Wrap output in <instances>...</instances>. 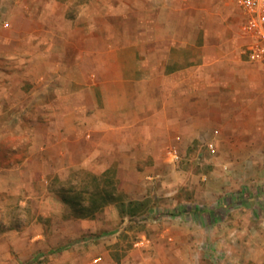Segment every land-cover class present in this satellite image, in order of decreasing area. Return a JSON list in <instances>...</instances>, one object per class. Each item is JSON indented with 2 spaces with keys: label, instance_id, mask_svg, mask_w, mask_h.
Wrapping results in <instances>:
<instances>
[{
  "label": "crops",
  "instance_id": "crops-1",
  "mask_svg": "<svg viewBox=\"0 0 264 264\" xmlns=\"http://www.w3.org/2000/svg\"><path fill=\"white\" fill-rule=\"evenodd\" d=\"M4 1L10 27L0 30V54L21 38L23 43L39 45L34 52L38 59H52L53 54L67 61H98L97 87L90 86L83 64L80 78L75 63H68L62 74L56 69V75L40 72L35 79L36 92H62L55 100L65 114L48 117L45 131L34 130L35 143L29 149L33 158L40 150H51L53 156L65 157L67 167H78L83 177L77 185L68 182L65 187L95 189L110 177L126 205L125 213L121 206L112 211V205L119 206L115 202L94 218H68L77 225L63 234L87 237L65 248L70 264L84 253L82 264L115 263L107 258L110 250L105 246L87 251L93 247L88 237L139 213L131 210L143 202L122 192L121 178L134 170L156 173L165 157L173 161L171 150L179 155L195 153L198 141L208 137L215 152L232 160L224 180L218 172L212 175L220 182L215 187L238 181L249 189L262 178L263 170L249 159L264 145L258 138L264 132V87H256L264 77V65L248 55L250 38L235 0H155L145 5L133 0ZM139 12H145L144 18L138 19ZM60 42L68 45L65 53L53 51ZM48 76H64L62 87L52 80L47 88ZM94 90L100 92L99 98L93 96ZM146 162L150 166L141 165ZM115 165L125 166L122 177ZM58 196L62 201L61 193ZM241 202L253 204L255 199L242 193ZM49 234L42 225L2 233L0 264L31 261L50 246ZM247 264H264V258Z\"/></svg>",
  "mask_w": 264,
  "mask_h": 264
},
{
  "label": "rangeland",
  "instance_id": "rangeland-1",
  "mask_svg": "<svg viewBox=\"0 0 264 264\" xmlns=\"http://www.w3.org/2000/svg\"><path fill=\"white\" fill-rule=\"evenodd\" d=\"M81 1L85 0H75V4ZM147 1L155 0H133L132 3L145 5ZM234 8L242 15L240 6L234 5ZM144 15L145 12H139L138 19ZM8 21V11L0 0V30L9 29ZM15 40L13 44L17 45L7 42L8 47L0 54V241L4 232L42 225L48 229L47 237L52 245L23 264H70L65 248H71L87 237L71 238L63 234L70 227L75 228L72 226L75 223L68 219L70 207L58 195L65 183L77 185L83 173L78 167H67L65 157L53 156L51 150H40L33 158L34 153L29 149L35 143L34 130L45 131L49 125L46 123L48 117L65 114L64 106L55 100L62 92L39 89L36 92L35 79L40 72L56 75V69L62 74V67L68 63H75L74 70L77 69L75 73H79L80 78V65L83 64L90 86L97 87L100 85L96 72L98 61L94 58L85 62L67 61L53 54L52 59H38L34 52L39 45L23 43L21 38ZM44 47L50 48L40 45V48ZM53 48L54 52H64L68 45L60 42ZM48 77L44 80L47 88L52 80L54 85L57 82L62 87L60 82H64L61 81L64 76ZM256 87H264V77ZM93 96L99 98L100 92L94 90ZM76 113L80 115L79 111ZM88 113L92 114L93 110L89 109ZM258 138L259 144H264V132ZM210 144L215 146L212 139L203 138L198 141L197 152L181 154L178 160L172 158L173 161L165 157L167 160L163 159L156 173L152 172L154 169L147 173L129 171L127 177L120 180L122 192L143 202L136 207L139 213L128 219L115 220L114 226L89 236V244L93 247L86 250L105 246L110 250L107 258L113 259V264H247L264 258V145L249 159L263 170V176L248 189L238 181L236 186H214L220 182L212 175L218 172V177L224 180L232 160L217 150L212 152ZM141 165L150 166L147 162ZM235 165L233 162L231 167ZM115 166L122 177L127 171L125 166ZM242 193H248L255 203L241 202ZM111 208L117 212L119 206L112 205ZM40 212L41 218L36 219ZM103 234L107 235L104 240L97 239ZM84 255L74 264H82Z\"/></svg>",
  "mask_w": 264,
  "mask_h": 264
},
{
  "label": "trees",
  "instance_id": "trees-1",
  "mask_svg": "<svg viewBox=\"0 0 264 264\" xmlns=\"http://www.w3.org/2000/svg\"><path fill=\"white\" fill-rule=\"evenodd\" d=\"M69 185V184H68ZM63 186L61 198L62 201L71 209V215L68 218H94L100 210L111 203L117 202L121 212L125 213V204L122 203V196L118 193L117 186L113 179L106 178L102 187L97 186L95 189L87 187L77 188L73 185ZM135 212L136 211H132Z\"/></svg>",
  "mask_w": 264,
  "mask_h": 264
},
{
  "label": "built area",
  "instance_id": "built-area-1",
  "mask_svg": "<svg viewBox=\"0 0 264 264\" xmlns=\"http://www.w3.org/2000/svg\"><path fill=\"white\" fill-rule=\"evenodd\" d=\"M241 7L245 22L243 30L250 38V45L247 49L250 59L264 65V0H235ZM209 148L215 151L214 144ZM173 159L180 158L176 150L169 151Z\"/></svg>",
  "mask_w": 264,
  "mask_h": 264
}]
</instances>
